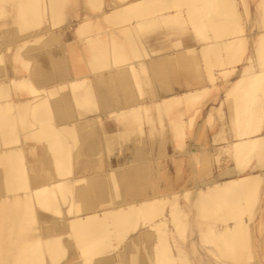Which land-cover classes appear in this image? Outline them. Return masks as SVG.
I'll use <instances>...</instances> for the list:
<instances>
[{"label":"bare ground","instance_id":"bare-ground-1","mask_svg":"<svg viewBox=\"0 0 264 264\" xmlns=\"http://www.w3.org/2000/svg\"><path fill=\"white\" fill-rule=\"evenodd\" d=\"M0 58V264L45 250L64 264H264V0H17L0 16ZM211 88L223 126L185 143V175L168 180L165 117L179 128L176 102ZM224 204L235 209L186 228L187 210Z\"/></svg>","mask_w":264,"mask_h":264},{"label":"rangeland","instance_id":"rangeland-1","mask_svg":"<svg viewBox=\"0 0 264 264\" xmlns=\"http://www.w3.org/2000/svg\"><path fill=\"white\" fill-rule=\"evenodd\" d=\"M15 2H17V0H4V3L7 4V7L1 8L2 5L0 4V16H2L5 13H7L10 10L11 5L13 3H15ZM6 4L4 6H6ZM186 5L189 6L190 4L188 5V3H187ZM183 6H185V5H183ZM183 6H182V9H183ZM160 8H162V2H159L157 4H154L148 10V12L150 11L148 14H151V12H155L154 14H158V13H160V12H158L160 10ZM239 21L241 22V20H239ZM121 23H122V21H121ZM121 23H116V26L117 27L121 26ZM35 28H39V19L37 17L34 18V21L33 22L28 23L26 25V28L25 29L27 31H29V30L35 29ZM15 31H17V29H15ZM241 47H242V45L240 46V48ZM240 51H239V49L238 50L236 49L235 53H231L232 56H231L230 60L227 62V64H226L227 66L236 65V64L240 63L243 60V59L237 58V55L240 53ZM141 55H142V57H144V53H141ZM142 57L140 56L139 58H142ZM2 60H3V58L2 59L0 58V63H2L1 62ZM212 66L213 67L211 68V71H216L218 68H220V66L219 67L216 66V65H212ZM168 67L169 66H167V65L165 66V71H168L169 70V69H167ZM172 67L175 68V64H173ZM152 69L154 70V68H149V70H151V71H152ZM176 69H178L177 66H176ZM196 70H198V68ZM200 70H201V68H200ZM200 70H198V72H197L198 75L200 73L199 72ZM193 71H195V70H193ZM163 73H164V71H162V74ZM171 73L172 72L169 70V74H171ZM189 74H191V73H189ZM163 75H165V74H163ZM174 75L175 76H178L179 74H176V72H175ZM195 75H197V74H194L193 76L195 77ZM169 77H171V75H169ZM189 79H191V78L189 77ZM152 82L158 88V85L159 86L160 85H165V84L170 85V82H172V81L169 82L167 80H164L163 78H159L158 76H154ZM19 83L21 84L20 87H19L20 89H26L27 88V85H28V87L30 86L28 84L29 82H27L26 84L24 82H19ZM220 93H221V91H219V90L217 91V90L211 88L209 90V92L206 93V95L204 97L198 99L196 102H194V101H191V102H185V101L176 102L175 107H177V108H175V110L178 109V112H179V109H180V111H181V114H180V119L181 120L180 121H182V123L179 126V128H175L174 130H172V128H170V124L168 123L169 122L168 119H167L168 117H165L166 118V126L165 127L168 128V132L169 133L167 132V134H168V136L170 135L169 137H170L171 140H170L169 144H166L168 146H165L164 149H165V153L168 152L169 154H171V156L168 157L167 159L166 158H163V159H165V160H163L164 163L160 164L162 167H165V168H167L169 170V171H167L166 174H164L163 177L167 178L168 180H173V181L174 180H178L179 178L184 177L185 171H186V167H185L186 165L184 164L183 159H181V158L180 159H177L176 157H178L179 155H181L183 153V151H184L183 149L185 148V143L190 142V141H194V142H197L198 141L197 143H205V142H207L209 140V137H210V135L212 133H214L217 129H219L221 127V125L223 126L222 120H221V117H222L223 114L219 113V111H220V109L222 107H225L226 104L224 103V101H222V100L220 101L218 99V96H219ZM214 95L215 96L217 95V98ZM247 100H249L248 103H250V105H248V103L246 102ZM247 100L246 101H243V102H246V104H244L243 102L241 103V104L244 105L245 108L247 106H251V102L252 101L250 99H247ZM220 103H222V104L220 105ZM159 108H162V106H159ZM242 109H244L243 106H242ZM208 110H210V111L208 112ZM236 113H237V115H240L241 114L240 110L237 111ZM198 114L200 116H198ZM220 114H221V116H220ZM260 119H261V121L259 122V126L262 125V122H263V119L262 118H260ZM220 123H221V125H220ZM144 127H145V125H144ZM156 127H157V129H161V126L159 124H156ZM191 127H192V129H191ZM195 128H199V131H198L197 136L196 137H193L192 136L193 135V130ZM187 132H189V133L191 132L190 135H188ZM199 133H200V135H199ZM218 142L221 143L222 142V139H220L219 141H217L215 145H217ZM94 143L97 145V141H95ZM170 144H171V146H170ZM173 149H174V152H173ZM225 153H226V151L225 152H222L221 153V156L222 157L225 156L224 155ZM167 174H169V175H167ZM178 201H180L181 203H184V199L183 198L178 199ZM49 202H50L49 204H54L55 203V202H53L51 200ZM230 206L231 205H225L224 204V206L222 207L221 210H218V211L215 210L214 211V210L211 209V211H209V213H207L208 212V209H204L205 212L207 211L206 213L208 215H206L205 212L202 213V211H201V213L200 212L198 213V212L195 211V213L197 214V215L195 214V216H193L195 209L194 208L193 209H189V211L187 210V216H186V218H184V222H185L186 228H188V227L189 228L190 227H194L196 229L198 226L195 225L194 220L195 221L196 220H199L202 216H203V219H208L209 221L217 222L218 221L217 220L218 219V216H220L221 213L233 212V209H235V207L233 208L231 206V208H230ZM154 207H156V206L154 205L153 208ZM100 208L101 207H98V208H95V209L98 210ZM225 209H226V211H225ZM229 209H232V210H229ZM149 210L152 211V206L149 207ZM29 212H30L29 211V208L27 207V209L23 212V215L27 216ZM244 215L246 216L247 214L245 213ZM159 218H160V215L155 216V219H159ZM168 220H169V218H168ZM188 221H190V223H188ZM28 227L31 228L32 226L29 225L26 228H28ZM142 227H145V226H142ZM140 230H141V227L135 228V230H133V232L131 234H129L122 241H120L119 244H122L125 241L128 242L129 238L132 237L134 233H136L137 231H140ZM36 233L37 232H35V230L34 231H31L28 234V237L29 238L34 237L36 235ZM190 235L191 236H189L188 238H186V240H188L190 237H196V234L191 233ZM70 244H73L74 246H76V244H80V242H78L76 240H71V243ZM35 245L36 244H33V245L30 244L29 248L32 247V249L30 248V250H33L34 248H36ZM34 250H36V249H34ZM43 250H45V249H43ZM154 251L155 250H153V252ZM51 253H52L51 251H48V250L46 251L45 250V255H44V258H43V262L42 263L39 262V264H64L65 263L66 258H61V259H59L57 261H50V258L48 256H50ZM87 254L88 253L85 252V250H81V252L79 253V258L84 257ZM190 257H192V256H190ZM246 259H250V261L249 260H246ZM194 260H195V264H197L198 261L195 258H191V261H194ZM245 260H246L245 261L246 264H258L260 262V260L257 261V258L254 257L253 255H250L249 258L247 256V258H245ZM148 261L151 262L152 264H160V262H162V256H161V254H159L157 256H151V257L149 255ZM112 264H115V263H112ZM116 264H120V262H116Z\"/></svg>","mask_w":264,"mask_h":264},{"label":"crops","instance_id":"crops-1","mask_svg":"<svg viewBox=\"0 0 264 264\" xmlns=\"http://www.w3.org/2000/svg\"><path fill=\"white\" fill-rule=\"evenodd\" d=\"M68 34H67V36H68V38L70 37V33H69V31L67 32Z\"/></svg>","mask_w":264,"mask_h":264}]
</instances>
